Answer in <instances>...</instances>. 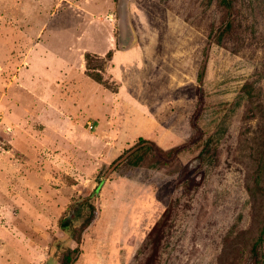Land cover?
<instances>
[{
  "label": "rangeland",
  "instance_id": "1",
  "mask_svg": "<svg viewBox=\"0 0 264 264\" xmlns=\"http://www.w3.org/2000/svg\"><path fill=\"white\" fill-rule=\"evenodd\" d=\"M229 2L0 0V264H264V0Z\"/></svg>",
  "mask_w": 264,
  "mask_h": 264
},
{
  "label": "trees",
  "instance_id": "2",
  "mask_svg": "<svg viewBox=\"0 0 264 264\" xmlns=\"http://www.w3.org/2000/svg\"><path fill=\"white\" fill-rule=\"evenodd\" d=\"M222 3L226 6L229 7L230 6V2L229 0H221ZM112 56V52L109 51L106 54V57L103 56H95V55H91L89 53H87L85 55L86 58V66L89 69L90 66V62H91V58L92 57H98V59H101V64L99 65L100 68L103 67V65L106 63L107 59H110ZM202 72H200L199 76H198V80L201 82L202 81ZM93 77L97 80V81H102V78H98L97 75L93 74ZM182 146V144L176 146L175 148L171 149L169 151V155L168 156H163L162 159L166 161V158H171L176 152L177 150ZM154 148H156L155 142L153 140H149V139H144V138H140L139 141L131 148H129L128 150H126L123 154L119 155L115 160L112 161L111 164L116 165L117 163H120V161H122L123 159L126 163L130 166H138L140 165L141 161L143 160V156L145 151L150 150V151H154ZM155 152V151H154ZM101 184V181L99 182V184L94 188L93 190V194H96L99 186ZM85 205V206H84ZM85 209V212L83 213V209ZM83 216V219L81 221L80 224V229L88 226L91 221L94 218L95 215V207L94 205L89 202L88 200L85 199H81V200H77L75 202H73L70 205V208L68 210V212L63 215L61 217V219L59 220V227L64 230H70L71 232V236L72 237L74 235V233L76 232V221L79 220L80 216ZM60 245H62L60 242H57L56 245H54V249L52 252L51 257H48L44 264H51L52 260H53V256L56 257L57 253H58V249L59 247H61ZM50 249H52V245L50 247ZM251 251L253 252V256L256 257L258 256V244L257 242H255L252 246ZM66 254L63 255L60 264H73L76 259L78 258L79 254H80V250L78 247H74V248H70V246H68L65 250Z\"/></svg>",
  "mask_w": 264,
  "mask_h": 264
},
{
  "label": "crops",
  "instance_id": "3",
  "mask_svg": "<svg viewBox=\"0 0 264 264\" xmlns=\"http://www.w3.org/2000/svg\"><path fill=\"white\" fill-rule=\"evenodd\" d=\"M101 54H103V52Z\"/></svg>",
  "mask_w": 264,
  "mask_h": 264
}]
</instances>
